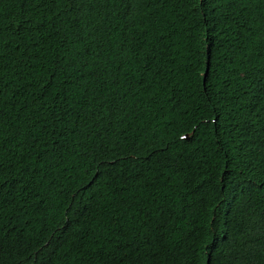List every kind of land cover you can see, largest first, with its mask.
I'll use <instances>...</instances> for the list:
<instances>
[{
  "label": "trees",
  "instance_id": "16d2710c",
  "mask_svg": "<svg viewBox=\"0 0 264 264\" xmlns=\"http://www.w3.org/2000/svg\"><path fill=\"white\" fill-rule=\"evenodd\" d=\"M0 264H264V0H0Z\"/></svg>",
  "mask_w": 264,
  "mask_h": 264
}]
</instances>
